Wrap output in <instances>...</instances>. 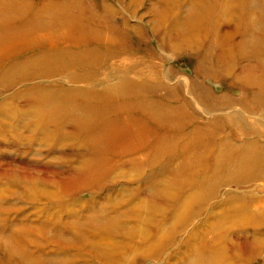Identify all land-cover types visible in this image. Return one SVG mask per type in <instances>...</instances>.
<instances>
[{
    "label": "rangeland",
    "instance_id": "1",
    "mask_svg": "<svg viewBox=\"0 0 264 264\" xmlns=\"http://www.w3.org/2000/svg\"><path fill=\"white\" fill-rule=\"evenodd\" d=\"M107 1L115 9H119L120 13L115 17L117 25L121 23V16L128 19L129 25L123 41L126 42L127 48L134 52L126 58L135 57L134 60L137 61L142 55L149 53V56L140 59L149 62L150 54L157 55L158 53L163 60L159 56L154 59L151 57L149 65L142 66V69L145 72H151L153 77L158 76L159 82L165 81L170 87L179 85L180 81L183 82L182 88L185 87L184 89L187 90L191 87L186 97L195 101L199 100V102L192 101L193 108H190V111L199 117V123H208L212 118H221L218 136L222 139L227 138L234 149L243 147L247 140H257L259 144H264V107L257 105L259 108L250 109L252 106L243 105L241 102L247 99L246 102L250 103L251 99L256 97L255 93L258 90L247 87L240 80H235L237 75H242L244 67L255 63L254 56L264 61V44H260L264 34V17L263 20H256L260 14L264 15V0H253L255 7L260 11L252 18L253 21H258V28L248 23L251 19L248 22L244 21V16H247L249 10L242 15L234 7L236 9H234V31H237V26H241L242 30L248 29L247 34L256 36L253 37L254 44L248 43L242 49L235 48V46L233 50L228 48L229 53L234 55L233 61L227 59L220 67L224 68L225 64H232L234 80L231 76H224L223 71H219L217 78L199 75L198 69L201 66L199 59L202 57V52H198L194 45L187 49V45H184L178 52L159 45L155 29L156 25L161 26L167 22L166 18L161 15V11H165L167 7L164 0ZM175 1L182 4L179 9V17L182 20L187 14L189 1ZM95 2L97 5L101 0H95ZM169 5L172 11L173 5ZM26 19V17L18 18L22 23ZM228 26L222 27L219 32H226ZM220 27L218 25V28ZM5 35H7L6 29L0 27V36ZM111 36L115 34L112 33ZM241 38L242 34L238 33L235 37L236 42L238 43ZM117 48L112 46L111 49L118 51ZM221 49L223 46L219 48ZM26 56L28 55L24 54V57ZM122 58L125 59V56H121V59H109L104 65L98 67L68 69L64 76H72L71 71L74 70L78 73H84L82 71L86 70L85 74L96 71L100 77L98 78L102 79L103 75L108 72L121 70L119 63L123 62ZM167 70L169 78H165ZM27 71L31 70L28 68ZM53 75L51 78L44 79H24L26 81H19L13 88L0 84V103L4 100L7 102L0 106V110L8 112L4 115L5 113L0 111V264H216L220 258L221 262L217 264H264V227L263 230L254 229L250 223L234 220L236 211L241 212L238 209L242 208L243 203L253 208L250 210V215L264 216V203L259 201L264 199V180L242 184H221L216 188L217 194L205 202L196 203L195 210H191L189 217L184 221L187 209L182 207L183 201L185 202L188 196L198 190L203 182L210 180L205 181L207 178L203 177V173L197 176V181L192 180V184L186 183L179 191L176 200H166L167 197L162 193L152 198L155 195L152 190V193L151 191L146 194L141 192L140 189L144 188L145 184L151 183L148 176L153 167H145L140 178L134 174L135 172L129 170V174H116L112 180L104 177L93 184L72 187L77 179L74 178L75 174L70 175L74 172L73 170L83 166L82 163L89 154L88 149L84 148L83 139L87 137L86 131L79 132L70 126L60 132H55L56 127L54 128L53 124L39 126L37 120L36 122H29V120L42 117L48 119L46 110L37 114L34 109L38 107L37 110H39L41 107L40 104L34 103L43 90L52 92L57 88L69 90L74 87L99 90L102 85L95 86L92 82L72 84L63 81L58 75L56 77ZM113 81L115 80L111 79L109 83L116 82ZM194 82H199L202 87L196 91L192 90ZM27 88H29V95L23 92ZM19 95L21 97H18ZM24 96H27L28 100L25 98L27 101L23 100ZM232 96L241 101L232 103L229 100ZM215 97L220 99L217 98L213 105L209 99L213 101ZM41 99L42 103H46L45 98ZM65 99L67 98L64 95L58 96L57 100L53 98L50 100L51 103L47 102L49 108L46 109L61 110L60 106L65 103ZM156 101L163 104L161 99ZM69 106L70 104L66 103L64 107ZM134 107L136 106L131 105L130 109ZM77 111L75 110L74 113L79 112ZM31 113L35 116L31 117ZM148 117L145 118L146 122H152ZM192 128L193 126L190 125V129ZM147 151L148 147L133 157L145 158L142 154ZM176 152L178 153L169 155L172 169H176L182 160L181 152L177 150ZM107 156L112 159H109L112 162L107 165L111 168L117 165V161L131 160L129 156L119 159L113 153H108ZM211 156V154L206 156L207 161L205 162L204 159L203 161L213 168L212 163L213 165L215 163ZM102 166L105 167V165ZM202 166L205 165L200 163L201 168ZM160 167L162 170V166ZM153 170L160 171L155 168ZM207 173L213 175V170ZM181 176L186 177L185 173ZM191 177L193 176L189 175V178ZM157 182H163L162 176H157ZM175 187V185L170 186L172 190H175ZM134 190L137 191L135 196ZM150 193L152 195H149ZM254 194L257 195L254 196ZM131 198L134 202L138 199L149 202L157 200L162 211L152 214L156 221H148L147 219L151 217V210L146 207L147 209L142 208L139 211L136 209L138 206L131 203ZM194 199L201 198L197 196ZM254 200L256 201L253 202ZM138 214L142 219L137 217ZM92 216H96L97 221L90 220ZM106 217L114 219L113 225L116 228L112 225V228L106 226L104 222ZM173 226L175 227L169 232L168 228ZM110 229L116 231L121 229L120 231L124 234H113L111 236L114 237H111L107 231ZM148 229L151 234L150 239L146 241L145 238L142 239L145 237L142 235L147 233ZM206 233L209 235L205 236ZM244 234L249 236L250 240H253V236L256 235L255 242L259 239L258 242L262 248L259 256L245 257L231 250V247L234 245L236 247L243 238L239 239L238 236ZM226 240H230V245L226 244ZM225 244L227 248L224 252L210 253L211 248L219 249ZM11 249L15 252L10 251ZM198 259L200 263H197Z\"/></svg>",
    "mask_w": 264,
    "mask_h": 264
},
{
    "label": "bare ground",
    "instance_id": "2",
    "mask_svg": "<svg viewBox=\"0 0 264 264\" xmlns=\"http://www.w3.org/2000/svg\"><path fill=\"white\" fill-rule=\"evenodd\" d=\"M188 1L190 5L187 14L180 20L181 2L164 0L167 7L165 11H161V15L166 18L167 22L161 26L156 25L157 28L155 29L159 45L175 52L180 51L184 45H187L186 49L194 45L198 52H202V57L199 59L201 65L198 69L199 75L217 78L219 71H223L224 76H231L234 80V66H231L232 64H225L224 68L220 67L222 62H226L227 59L233 61L234 55L229 53L228 48L233 50L235 46V48L242 49L248 43H253V37H256L254 34H247L248 29L242 30L241 26H237V31H234V9L237 8L242 15L249 10L247 16H244V21L248 22L251 19V22L248 23L254 28H258V21L256 20H263L264 15L260 14L259 18L252 20L254 15L260 13L253 0ZM169 4L173 5L172 11ZM118 13H120L119 9H115L107 0H101L100 4L97 5L95 0H42L40 2L34 0H0V27H4L7 31V35L0 36V84L7 88H13L21 80L51 78L54 74V77L58 75L63 81L72 84L92 82L95 86L102 85L99 90L77 87L69 90L57 88L58 90L54 89L56 91L53 90V93L43 90L34 103L41 106L39 110H37L38 107H34L35 113L39 114V112L46 110L48 119L46 120L45 117L33 118L29 122H36L37 120L39 126H51L49 124H53V127H56L55 132L73 126L76 131H86L87 133V137L83 140L84 148L88 149L89 154L85 157L83 166L73 170L74 172L70 175L74 176L75 174L74 178L77 179L72 187L93 184L104 177L112 180L116 174H127L129 170L135 172L134 174L140 178L145 167H153L160 169V171L155 172L152 168L148 176L151 183L145 184L144 188L140 189L141 192L146 194L152 190L155 194L152 198H156L158 193H162L167 197L166 200H176L182 187L188 182L192 184V180L197 181V176L203 173V177L206 176L207 178L205 181L210 180L203 182L198 190L194 193L191 192L192 194H189L190 196L187 197L186 201H183L182 207L187 209L184 221L189 217L191 210H195L196 203L205 202L211 196L216 195V188L221 184H242L264 180V144H259L257 140H245L243 147L234 149L232 145L230 146L227 138L222 139L218 136L221 118H212L208 123H199V117L190 111V108H193L192 101L199 102V100L195 101L186 97V93H190L191 87L187 90L184 89L185 87L182 88V81L179 85L170 87L165 81L159 82L158 76V78L153 77L151 72H145L142 69V66L149 65L152 58L158 57V53L157 55L150 54L152 58L149 57V62L140 60L142 57L149 56V53L139 55L141 57L137 61L134 60L135 57L133 59L131 57L126 58L134 51L128 49L126 42L123 41L129 25L128 19L126 20L121 16V23L117 25L115 17ZM23 17L27 19L22 23L18 18ZM218 25L221 27L218 28ZM225 26H228L226 32H219ZM112 33L115 36H111ZM238 33L242 34V38L237 43L235 37ZM262 39L260 44H264V34ZM112 46L118 47V51H113ZM222 46L223 49L219 50ZM24 54L29 57H24ZM121 56H125V59L122 58L124 59L123 62L119 63L121 70L108 72L103 75L102 79H99L96 71L85 74L86 70L82 71L84 73L74 72V70L71 71L73 72L72 76H64L68 69L98 67L104 65L109 59H121ZM159 58L162 59L160 56ZM253 60L255 61L254 64L244 67L242 75L235 77V80L244 82L247 87L258 90L255 93L256 97L252 98L250 103L246 102L247 99L240 100L243 105L252 106L250 109L264 107V61L258 56H254ZM28 68L34 72H28ZM167 72L168 70L165 71V78H169ZM111 79L116 82L113 81L115 83L110 84ZM201 87L199 82H194L192 90L196 91ZM24 91L29 95V88ZM63 95L67 99L60 106L61 110L46 109L49 108L50 100L53 98L57 100L58 96ZM78 96L81 97L78 98ZM25 98L28 100L27 96H24L23 100H26ZM41 98H45L46 103H42ZM217 98L215 97L213 101L209 99V102L214 105ZM157 99H161L163 104L157 102ZM229 100L232 103L239 101L233 96ZM6 103L4 100L0 106ZM66 103H69L70 106L64 107ZM28 105L30 106L29 103ZM131 105L136 107L130 109ZM1 108L3 109V107ZM63 110L67 112L62 114ZM75 110L79 112L74 113ZM3 112L4 115L8 113L6 110ZM3 112L1 111V113ZM32 113L30 116L34 117L35 115ZM146 116H149L148 119H151L152 122H146ZM190 125L193 126L192 129H190ZM147 147L148 151L142 154V156L145 155V158L133 157L140 151L146 150ZM176 150L181 152L182 160L176 169H172L169 157L178 153ZM108 153H113L119 159L129 156L131 160L117 161V165L111 168L107 166L112 162L109 161L112 159L107 156ZM208 154L214 158L213 168L203 161V159L205 162L207 161L206 156H209ZM200 163L205 166L201 168ZM160 166H162V170ZM200 169L203 171H199ZM209 170H213V175L207 173ZM183 173L186 177L181 176ZM159 175L163 178L162 183L157 182ZM189 175L193 177L189 178ZM171 185L176 186L175 190L170 188ZM134 191L135 196L137 191ZM151 193L149 195H152ZM256 195L254 194V196ZM197 196H200L201 199H194ZM259 201L264 203V199ZM131 203L138 206L136 209L139 211L148 207L151 210V217L147 220L150 222L155 220L153 213L157 214L162 211L157 200L149 202L138 199L134 202L132 199ZM241 207L238 209L241 212L236 211L235 222L250 223L254 229L263 230L264 216L261 214L250 215V210L253 208L247 207V204L243 203ZM137 217L142 219L139 214ZM90 220L97 221L96 216H92ZM104 222L106 226L112 228V225L113 228H116L113 225L115 222L113 218L106 217ZM174 227L168 228V231L171 232ZM120 230L110 229L107 231L110 236L124 234ZM150 234L148 229L147 233H143L142 236L145 237L142 239L145 238L148 241ZM207 235L209 233H206L205 236ZM238 238H241L239 244L236 247L235 245L232 246L231 250H234L235 253H241L245 257L259 256L262 248L258 242L259 239L257 242L254 240L257 239L256 235L253 236V240H250L249 236L245 234L238 236ZM226 241V244L230 245V240ZM162 243L164 244V241ZM226 244L220 246L219 249L211 248L210 253L224 252L227 248ZM203 250H206L205 247ZM191 262L193 261L191 260ZM197 263H200V260Z\"/></svg>",
    "mask_w": 264,
    "mask_h": 264
}]
</instances>
